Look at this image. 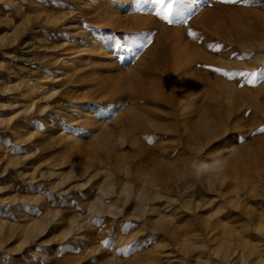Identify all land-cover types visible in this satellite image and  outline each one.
Instances as JSON below:
<instances>
[{
  "label": "rangeland",
  "instance_id": "374dc122",
  "mask_svg": "<svg viewBox=\"0 0 264 264\" xmlns=\"http://www.w3.org/2000/svg\"><path fill=\"white\" fill-rule=\"evenodd\" d=\"M156 10L0 0V264H264V0Z\"/></svg>",
  "mask_w": 264,
  "mask_h": 264
},
{
  "label": "snow or ice",
  "instance_id": "6c2138e0",
  "mask_svg": "<svg viewBox=\"0 0 264 264\" xmlns=\"http://www.w3.org/2000/svg\"><path fill=\"white\" fill-rule=\"evenodd\" d=\"M150 2L153 5L157 6V10L155 11V15L158 16L160 19L163 21L171 24L174 22H178L180 18V14L178 12L174 11V5L179 3V4H186L192 2V0H150ZM222 3H230V4H236L239 3L240 0H221ZM244 3H248V0H243ZM176 17V19H174ZM189 35H193V33L190 31ZM127 39V38H126ZM210 48L213 47V45H209ZM220 46L216 45L215 50H219ZM216 72L218 73H223L224 75H248L247 73H227L224 72L222 69H215ZM255 76V74H252ZM249 83H253V81H249ZM264 131V129H262Z\"/></svg>",
  "mask_w": 264,
  "mask_h": 264
},
{
  "label": "bare ground",
  "instance_id": "6f19581e",
  "mask_svg": "<svg viewBox=\"0 0 264 264\" xmlns=\"http://www.w3.org/2000/svg\"><path fill=\"white\" fill-rule=\"evenodd\" d=\"M102 111H104V113H106V112H108V111H106V109L105 108H103L102 110H101V112ZM103 196L105 197V196H107V194H103ZM104 200L102 199V198H100L99 199V208H96L95 209V212H94V214H97V215H100L101 214V212H102V209L104 208Z\"/></svg>",
  "mask_w": 264,
  "mask_h": 264
}]
</instances>
